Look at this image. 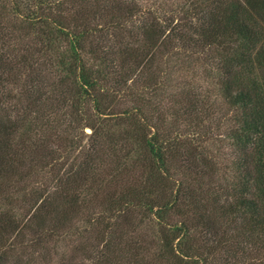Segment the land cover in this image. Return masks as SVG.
<instances>
[{
  "label": "trees",
  "instance_id": "trees-1",
  "mask_svg": "<svg viewBox=\"0 0 264 264\" xmlns=\"http://www.w3.org/2000/svg\"><path fill=\"white\" fill-rule=\"evenodd\" d=\"M0 264H264V0H0Z\"/></svg>",
  "mask_w": 264,
  "mask_h": 264
},
{
  "label": "rangeland",
  "instance_id": "rangeland-1",
  "mask_svg": "<svg viewBox=\"0 0 264 264\" xmlns=\"http://www.w3.org/2000/svg\"><path fill=\"white\" fill-rule=\"evenodd\" d=\"M176 1V0H175ZM200 66L202 67V64L200 63ZM191 67V66H190ZM193 68V67H192ZM189 70L191 71V68H189ZM191 75L195 78V81L198 83L199 79L200 81H204L205 83L209 84L207 86V88H209L210 86V80L211 78H206L207 77V73L205 71V68H199V71H196L194 68H193V72L191 71ZM159 93V92H158ZM217 123H224V119H220L219 116H217ZM87 133H90V130L87 129ZM219 149L221 148V145H218Z\"/></svg>",
  "mask_w": 264,
  "mask_h": 264
}]
</instances>
